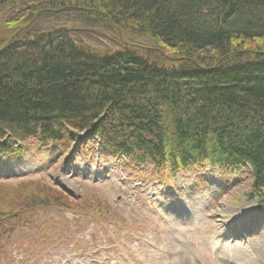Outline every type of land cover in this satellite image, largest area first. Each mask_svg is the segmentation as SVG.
<instances>
[{
  "label": "trees",
  "instance_id": "trees-1",
  "mask_svg": "<svg viewBox=\"0 0 264 264\" xmlns=\"http://www.w3.org/2000/svg\"><path fill=\"white\" fill-rule=\"evenodd\" d=\"M14 9L0 47V156L71 149L88 133L157 172L246 165L248 199L264 207V0H0ZM102 206L46 181L0 183V264L39 219L109 222Z\"/></svg>",
  "mask_w": 264,
  "mask_h": 264
},
{
  "label": "rangeland",
  "instance_id": "rangeland-1",
  "mask_svg": "<svg viewBox=\"0 0 264 264\" xmlns=\"http://www.w3.org/2000/svg\"><path fill=\"white\" fill-rule=\"evenodd\" d=\"M17 15L15 9L0 12V47L8 42V20ZM94 40L99 46L107 43L104 38ZM83 148L76 160V152L67 158L53 147L2 157L0 181L15 186L23 179L46 181L76 199L96 197L106 208H97L98 212L113 219L105 223L90 216L81 220L60 211L51 213L12 239L3 264H264V218L252 235L236 238L234 229L225 226L259 210L248 200L252 182L248 169L230 175L208 169L178 173L174 193L165 196L169 190L162 181L169 176L156 175L151 166L123 162L121 167L111 154L101 156L96 145L90 153ZM166 200L188 216L177 219L165 212L158 201ZM115 219L132 232L115 225Z\"/></svg>",
  "mask_w": 264,
  "mask_h": 264
}]
</instances>
